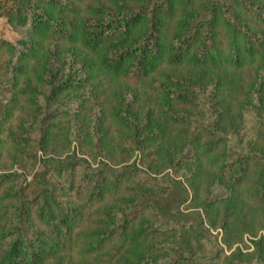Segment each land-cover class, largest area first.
I'll list each match as a JSON object with an SVG mask.
<instances>
[{
	"label": "trees",
	"instance_id": "16d2710c",
	"mask_svg": "<svg viewBox=\"0 0 264 264\" xmlns=\"http://www.w3.org/2000/svg\"><path fill=\"white\" fill-rule=\"evenodd\" d=\"M0 18L20 36L0 39V264H264V236L227 255L200 229L264 233V0Z\"/></svg>",
	"mask_w": 264,
	"mask_h": 264
},
{
	"label": "rangeland",
	"instance_id": "374dc122",
	"mask_svg": "<svg viewBox=\"0 0 264 264\" xmlns=\"http://www.w3.org/2000/svg\"><path fill=\"white\" fill-rule=\"evenodd\" d=\"M20 38V36L7 24L6 20L4 18H0V39H4L10 42H15ZM7 97V94L2 95V93L0 94V109H2V105L4 104V100ZM1 113V110H0ZM74 146V148L76 149V145L72 144ZM138 161L139 160V154L137 155L134 154L132 161ZM138 163V162H137ZM29 178V177H28ZM182 182L184 181L183 178H181ZM188 202L183 204L181 207H178V210L182 213H192L193 215H197V213L194 210H188ZM203 221H204V225L203 227L201 226L200 229L203 231V233L206 235V241H204L205 247L208 248L209 250L212 249L211 245L208 243V238H210L212 241L216 242L218 245L221 246L222 251L224 252V254H229L235 247H239L241 248V250L243 252H248L252 249V241L256 240L257 237L259 236H264L263 232H260L256 237L250 235V234H243L240 238L236 237L233 239H239L237 240V242L232 245V247H226V245H224V243L222 242V230L217 228V229H211L210 231H206V227L207 224L205 221L204 216H202ZM198 221V220H197ZM196 221V223H197ZM98 262L97 260L94 259H89L81 264H95Z\"/></svg>",
	"mask_w": 264,
	"mask_h": 264
}]
</instances>
